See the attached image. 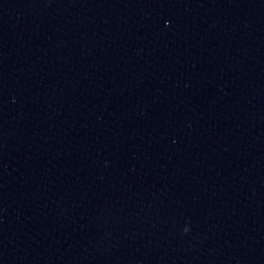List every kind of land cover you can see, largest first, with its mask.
Wrapping results in <instances>:
<instances>
[{"label":"water","instance_id":"water-1","mask_svg":"<svg viewBox=\"0 0 264 264\" xmlns=\"http://www.w3.org/2000/svg\"><path fill=\"white\" fill-rule=\"evenodd\" d=\"M0 264H264V0H0Z\"/></svg>","mask_w":264,"mask_h":264}]
</instances>
